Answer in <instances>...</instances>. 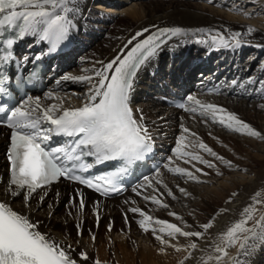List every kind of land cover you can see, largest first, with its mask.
I'll use <instances>...</instances> for the list:
<instances>
[{
	"label": "bare ground",
	"instance_id": "bare-ground-1",
	"mask_svg": "<svg viewBox=\"0 0 264 264\" xmlns=\"http://www.w3.org/2000/svg\"><path fill=\"white\" fill-rule=\"evenodd\" d=\"M220 1L75 0L78 11L72 14L74 27L68 41L75 48L80 45L83 48L91 47V51L70 61L71 64L77 65L78 69L62 73L59 81L62 87L64 86L63 92L57 94L48 92L39 96L42 105L59 104L62 101L64 107L81 106L86 101L85 94L90 85L87 82L64 81L65 75L92 76L93 70L99 69L102 63H107L118 54L123 55L133 44L141 41L151 32L163 27H179L184 30V34L175 36L163 45L156 57L157 63H163V59L170 53L182 56L189 47L194 48V60L206 54L213 61L211 65L215 66L214 71H221L220 77H224L228 72L232 74L227 76L228 81L222 79L226 85L223 87L224 94L218 96L219 98L209 100L208 97L205 99L202 97L195 100L201 101L202 104L220 106L226 112L217 113V122H213L210 114H201L198 105L193 107L197 111L190 115H186V112L174 113L158 109L157 111L168 119H159V122L164 120L172 123L173 121L169 120L177 118L179 125L172 124L180 131V141L182 137H193L199 143L203 142L217 156L223 157V160L219 159L221 163L229 164L231 161L221 151L215 150V143L232 147L235 151L234 156L244 151V146L256 152L249 158L253 166L247 165L249 168L246 173H242L245 172L243 168H239L240 171L242 170L241 173H229L230 175L224 173L223 168L211 173L214 176H221L219 184L220 187L224 186L222 190L214 189L197 195V189L189 187L183 179L167 178L165 182L156 181L153 176L155 184L149 185L147 189L143 183L128 191L122 198L111 202H102L87 196L79 197L74 194L73 189L60 187L54 191H47L43 201H40V196L44 194L41 192L32 194L25 203L20 195L16 197L7 195V169H4L0 158V201H7L14 210L37 222L41 232L64 245H71L70 255L78 261V264H95L96 260H99L100 264H181L182 261L183 264H201L202 258L207 261V257L212 254L211 246L219 241L221 234L243 218L242 212L246 206L253 205L254 208L259 209L255 213L257 217L264 214V207L255 205L253 199L257 192L260 193L257 199H264V139L249 136L248 130L235 122H232V128L241 127L240 132L230 130L218 122L221 116L226 117L227 113H233L240 121L247 123L264 136V60H260L264 53V17H261L264 13V0H223L229 7L222 5ZM105 4H111L106 6L109 12L106 15L98 11L103 9ZM231 5L237 6L231 7ZM242 5L247 6L249 11L241 10ZM117 17H120V20L115 24ZM108 21L111 25H107ZM145 28L149 31L137 37L132 44L127 43L136 32H143ZM249 28L253 31L249 32ZM238 31L242 34L235 37ZM102 35L105 36V41L96 45L95 39H100ZM214 36L217 37L215 42L212 39ZM221 36L229 46H223ZM37 39L36 36H25L23 49L33 48ZM237 40L240 41L239 45L236 44ZM247 50L254 52L250 56L252 64L261 61L252 76L248 69L250 62L247 61L242 65V58L245 57ZM151 70V64L144 67L137 76L138 80H143L145 76L149 77ZM138 84V81H134L136 93L142 89L141 84ZM49 94L52 95V99H49ZM134 96V104H136L139 99L137 94ZM150 106V102L140 103L138 106L143 110V124L148 130H152L153 127L149 121L153 118L148 110ZM153 122L156 123L154 120ZM183 128H188L196 135L184 133ZM179 146L182 147L181 142ZM181 188L185 192H181ZM223 189H226L227 193L224 194ZM169 191L172 195H168ZM145 197L159 199L161 203H154L152 199ZM81 198L85 201L82 210L78 203ZM230 198L231 203H229ZM70 200H74L75 203H70ZM164 204L168 207H163ZM174 206L181 207V210L176 211L173 209ZM134 207L141 209L145 215L153 217V221L145 224L150 229L148 232L140 227L139 222L144 216L130 211ZM97 213H99L98 222ZM169 213H175L176 216ZM125 214L128 218L127 223H125ZM190 216H194L195 221H192ZM155 219L174 223L184 231H201L203 236L201 238L178 236L177 239L171 240V244L182 247V250L177 252L175 248L162 245L154 238L151 229L159 227L154 224ZM210 220L213 222V227L205 232L201 225ZM109 223L112 225L111 231H109ZM77 224L83 226L80 235L77 234ZM251 224L252 221H249V226ZM93 236L95 240L92 239ZM164 238L170 239L166 235ZM192 242L197 244L196 250L187 247ZM81 251L88 255L87 261L81 260L79 256ZM228 251L229 258L225 259L224 264H236L237 260L239 264H264V241L257 242L248 253L238 251L236 247H231ZM189 253H192L191 257ZM186 257L189 258L185 259ZM208 264L212 262L209 261Z\"/></svg>",
	"mask_w": 264,
	"mask_h": 264
},
{
	"label": "snow or ice",
	"instance_id": "snow-or-ice-1",
	"mask_svg": "<svg viewBox=\"0 0 264 264\" xmlns=\"http://www.w3.org/2000/svg\"><path fill=\"white\" fill-rule=\"evenodd\" d=\"M77 11L75 0H0V35L3 34V30H15V37L3 42L7 49L13 47L17 38L32 35L38 37L39 41L47 42L50 50L55 51L69 39L74 27L72 14ZM148 31L149 29L145 28L143 32H136L127 43L132 44L137 37ZM248 31L252 32L253 29L249 28ZM182 34L184 30L179 27L159 28L137 42L123 55L118 54L107 63H102L99 69L93 70L92 76L65 75L64 81L87 82L90 85L85 94L86 101L79 107H64L62 101L59 104L44 106L39 97H28L12 107L0 104V113L4 114L0 124H5L11 129L10 146L7 150L10 165L7 195L16 197L26 191L27 195L23 198L27 203L33 193L42 189L44 194L40 196V201H43L47 195V186L61 178L86 185L101 195H108L109 189L112 192L121 191L117 182L127 172V166L143 160L152 150L151 135L143 124L144 116L139 109H133L131 106L134 81L143 67L157 57L161 46L165 45L168 39ZM240 35L241 33H235V37ZM212 39L215 42L217 37L214 36ZM220 40L223 46H229L223 36ZM239 43L237 40L236 44ZM11 58L12 52L8 51L0 57V61L7 63ZM6 80L7 77L0 74V94L7 92L3 86ZM52 98L49 94V99ZM195 104L199 106L202 115L210 114L213 122H217V113L226 112L220 106L202 104L199 100H195ZM190 110L197 111L196 108ZM218 122L237 132H240L242 127L248 130L249 136L264 139V136L247 123L240 121L233 113H227L226 117L221 116ZM232 122L241 127L233 129ZM182 130L191 136L196 135L188 128ZM55 137L71 138V143L54 145L51 142ZM198 147L209 155L223 160V157L217 156L203 142H200ZM176 151L180 156H190L186 163L195 160L208 167L215 166L199 155L180 151V147ZM85 157L93 158L94 162H85ZM107 161H120L124 166L111 175L89 178L77 174L78 171L87 172L94 164ZM169 171L196 179L192 172L183 168ZM196 171L203 172L202 169ZM180 191L185 192L183 188ZM77 194L82 197V193ZM168 195H172L171 191ZM259 196L260 193L257 192L253 198L254 204L264 207V199H257ZM145 199L161 203L159 199L150 197ZM70 203L75 201L70 200ZM78 203L82 210L85 207L84 199L81 198ZM163 207L168 205L164 204ZM130 211L144 216L139 223L140 227L148 232L150 229L145 224L153 221V217L145 215L139 208L134 207ZM258 211L259 209L253 205L246 206L242 212L243 218L221 234L219 241L211 246L212 254L207 257V261L202 258L201 264H208L209 261L212 264H224L225 259L229 258V248L236 247L238 251L248 253L257 242L264 241V214L257 217L255 213ZM169 215L176 216L175 213ZM127 219L125 214V223ZM249 221H252L251 226ZM154 224L159 226L151 229L154 238L162 245L175 248L177 252L181 251L182 247L171 244V240L177 239L178 236L186 238L203 236L201 231H184L178 225L162 219H155ZM76 227L77 234L80 235L83 226L77 224ZM201 227L207 232L213 227V222L210 220ZM111 230L112 225L109 223V231ZM158 233H163L170 239H165L164 235ZM92 239L95 240V236ZM187 247L196 250L197 244L192 242ZM71 250V245H64L41 232L37 222L31 220L29 216L14 210L7 201H0V264H78L70 255ZM191 255L192 253H189V257ZM79 256L83 261L89 259L83 251ZM95 264H100V261L96 260ZM236 264H239L238 260Z\"/></svg>",
	"mask_w": 264,
	"mask_h": 264
},
{
	"label": "rangeland",
	"instance_id": "rangeland-1",
	"mask_svg": "<svg viewBox=\"0 0 264 264\" xmlns=\"http://www.w3.org/2000/svg\"><path fill=\"white\" fill-rule=\"evenodd\" d=\"M184 1H187V0H184ZM213 1H215V0H213ZM220 2H221L222 5H226L227 7H229L228 3L226 4L223 0H221ZM232 6L233 5H231V7ZM236 6L237 5H234L233 7H236ZM240 9L243 10V11H245V12H248L249 11V8L247 6L246 7H243V5L240 6ZM261 17H264V13L262 14ZM119 20H120V17H117L115 19V24ZM108 25H111V22ZM238 33H241L242 34L241 31H238ZM97 37H99V36H97ZM96 40H97V38H96ZM91 41H93V39H91ZM104 41H105V36L102 35L101 36V39L96 42L97 43L96 45H100V43L101 42H104ZM90 51L91 50H89L88 52H90ZM262 55L263 56H261V58L262 57L263 58L261 59V61L264 60V53ZM248 58H250V55L248 56ZM261 61L259 60L258 62H254V64H252V66H254L255 68L258 69L259 68L258 65L261 63ZM87 63H90V62L87 61ZM242 65H244V64L242 63ZM250 68H251V66L248 65V69L249 70H250ZM77 69H78V67H75L74 68V71H76ZM253 70H254V68H253ZM258 72H259V70H258ZM251 76H252V74H251ZM66 94H70V93L66 92ZM149 121L152 123V126H153V123L154 122L152 121V119H149ZM188 125H191V124L188 123ZM180 137L181 136H179V139L178 140L176 138L177 144H175V146L180 147L179 146V142L182 143V147H180L181 148L180 151L186 152V153H190V154L199 155V156H201L203 158V160L209 161V162H211L215 166L214 167H208L206 164L199 163L198 161H195V160H192L191 163H186L185 161L189 160L190 159V156H188V155H185V156L178 155L177 154V151H174V149H175V146H174L171 154H169L168 159L166 161L167 167H165V169L161 172V174H158L157 177L155 176V180L156 181L157 180H162V181L167 182L166 180H168L170 178H177V179L180 178V179H183L184 181H186L188 183V186L189 187H191V188L195 187L197 189V193H198L197 195H202L206 191L207 192H210L212 190L214 191V189H216V190L217 189H221L222 190V188L224 186L223 187H220V184H219L220 183L219 181L221 180V176L220 175L214 176V175H211V173H216L221 168L224 169V173H226L227 175H230L231 173L232 174L233 173H241L242 170L240 171L239 168L245 169L244 170L245 172L242 171V173H246L247 172V169L249 168L247 165H249V166L252 165V163L250 162L249 158L252 157V155L256 154V152H253L250 148H248V146H244V148H243L244 151H241L240 153H237L238 156H234V152L235 151H234V149L232 147H228V146H225V145L222 146L221 143L220 144L219 143H215L214 144L215 150L217 149V151H221V153H223L225 156H227L229 158V160L231 161L230 164L224 163V162L221 163V161L219 159H217L216 157H213V156L209 155L207 152H205L204 150L200 149L198 147L199 142L196 141L193 137H191V138H183L182 137V140L181 141H180ZM234 137H236V136H234ZM200 167L202 168L203 172L196 171V169H200ZM175 168H183L186 171L192 172L193 175L196 177V179L193 180V179H190L186 175H181V174H178V173H176L174 171H172V172L169 171V169H175ZM208 171H210V172H208ZM204 173H206V175ZM155 180H154V178H153V180H149L147 182L148 187L151 184L152 185L155 184ZM230 188H231V186H230ZM223 190H225L224 194L227 193V190L226 189H223ZM173 209H175L176 211H180L181 210V207H178V206L175 207L174 206ZM190 219L192 221H195L194 216H190Z\"/></svg>",
	"mask_w": 264,
	"mask_h": 264
}]
</instances>
